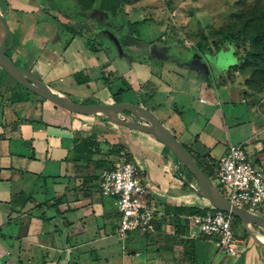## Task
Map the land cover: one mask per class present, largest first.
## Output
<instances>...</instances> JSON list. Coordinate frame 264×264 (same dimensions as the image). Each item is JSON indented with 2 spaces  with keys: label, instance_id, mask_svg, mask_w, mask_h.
<instances>
[{
  "label": "crops",
  "instance_id": "crops-1",
  "mask_svg": "<svg viewBox=\"0 0 264 264\" xmlns=\"http://www.w3.org/2000/svg\"><path fill=\"white\" fill-rule=\"evenodd\" d=\"M44 1L50 5L54 0H0V11L12 35L13 59L56 91L78 102L110 103L120 87L134 88L139 95L134 103L152 111L211 174L212 162L228 143L253 140L254 129L243 119L234 118L236 140L225 127L224 113H248L249 118L255 113L231 68L234 51L220 48L217 54L219 49L152 42L141 35L143 23L130 33L127 23L145 15L124 8L121 0L117 18L98 8L88 24L99 39L112 38L104 28H111L109 21L120 25L124 33L115 35L124 36L133 51L120 47L118 54L129 63L118 64L81 21L69 15L60 19V11L42 6ZM205 52L215 55L203 65ZM171 56L186 61L167 64ZM74 73L87 81L78 83ZM113 81L123 85L113 90ZM16 83L0 65V264H264V238L255 234L264 237V226H232L239 240L237 255L218 251L215 241L197 235L179 208L212 204L191 187L188 181L196 183L194 178L154 136L117 126L104 115L71 112L21 93ZM66 83L85 85L90 93L55 86ZM81 137L98 142L91 156L74 152L75 139ZM118 145L123 146L119 153ZM218 145L220 152L213 155ZM245 145L251 155L250 144ZM123 152L144 171L154 231L131 230L120 239L116 200L101 194L98 182L107 162L120 160ZM263 205L253 213L264 216Z\"/></svg>",
  "mask_w": 264,
  "mask_h": 264
},
{
  "label": "rangeland",
  "instance_id": "rangeland-1",
  "mask_svg": "<svg viewBox=\"0 0 264 264\" xmlns=\"http://www.w3.org/2000/svg\"><path fill=\"white\" fill-rule=\"evenodd\" d=\"M49 4L60 11L58 16L60 19L70 16L75 21H81L88 27L90 34L97 38L94 27L88 25L96 14L97 6L87 10L73 0H54ZM50 5L45 1L42 3V6L45 7ZM121 5L132 12L138 11L149 17L141 26L144 31L141 35L153 39L152 42L189 47H197L198 44H202L209 51L214 50L216 45H224L221 50L227 49L231 52L236 50L237 56L233 54L232 62L237 63L238 83L243 89L246 104L255 113H249L250 118L248 113H224L225 127L229 129L233 140H236L234 133L239 129L237 126L239 120L243 119L244 123H249L253 127L254 135L251 137L253 140L245 139L244 143L250 144L251 155L263 164H258V166L264 169V0H122ZM129 15L131 16V14ZM104 17L108 19L106 14ZM109 23L111 28H104L112 38L103 35L104 37L97 38V41L99 40L103 46L109 47L108 55L111 60L117 57L118 64L119 62L127 64L129 63L127 57L120 56L118 51L121 47L124 52L131 53L133 46L124 36L115 35L124 33L123 29L119 27L120 25H115L112 21ZM251 38L254 39L252 43ZM221 50L219 49L217 54ZM214 55V52L203 53V65L209 64ZM245 57H248L249 60H244ZM185 59L183 57L180 60L171 56L166 62L167 64L178 62L184 64ZM111 84L113 90H116L117 86L123 85L121 81H113ZM15 85L21 93L39 97L37 99L42 100L34 92L26 90L23 85L17 83ZM55 86L73 93L76 91L90 93L85 85L69 86L66 83ZM72 96L76 98L75 95ZM112 100L115 101L113 98ZM116 101L134 103L139 101V95L134 88H129L121 92ZM125 113L134 121L148 124L143 118L128 112ZM93 115L100 116L101 114ZM235 117L238 118V121L234 119ZM116 125L121 127L120 123H116ZM246 127L248 128V126ZM220 148L218 145L212 154H219ZM251 155L249 154V158L254 161ZM170 157L175 159L173 154ZM189 176L193 177L191 173ZM191 230L195 232L194 227Z\"/></svg>",
  "mask_w": 264,
  "mask_h": 264
},
{
  "label": "built area",
  "instance_id": "built-area-1",
  "mask_svg": "<svg viewBox=\"0 0 264 264\" xmlns=\"http://www.w3.org/2000/svg\"><path fill=\"white\" fill-rule=\"evenodd\" d=\"M143 174L133 160L120 159L100 175V193L116 200V234L120 239L131 230L154 231L153 209L147 200L149 186ZM212 175L218 189L233 205L257 212L264 204V169L249 158L244 142L228 143L224 154L212 162ZM188 183L197 191L196 183ZM185 218L196 228L198 236L215 241L218 251L238 254L239 240L232 227V214L208 205L200 212L187 213Z\"/></svg>",
  "mask_w": 264,
  "mask_h": 264
},
{
  "label": "water",
  "instance_id": "water-1",
  "mask_svg": "<svg viewBox=\"0 0 264 264\" xmlns=\"http://www.w3.org/2000/svg\"><path fill=\"white\" fill-rule=\"evenodd\" d=\"M73 1L83 6H88L91 2V0ZM109 3L110 0H99V9L103 11L110 9L114 13V8ZM11 45L12 35L5 15L0 11V65L15 81L38 96L68 111L79 114H101L114 119L126 127L151 134L170 150L184 170L187 169L192 174L198 187L196 192L199 195L205 197L214 207L238 217L243 225L256 224L264 226V216L233 205L221 193L184 145L169 128L163 125L152 111L139 104L130 102L86 103L75 101L68 95L53 89L48 83L31 73L28 69L16 64L6 54L7 49ZM125 112L145 119L148 124L134 121L130 116L125 117Z\"/></svg>",
  "mask_w": 264,
  "mask_h": 264
},
{
  "label": "trees",
  "instance_id": "trees-1",
  "mask_svg": "<svg viewBox=\"0 0 264 264\" xmlns=\"http://www.w3.org/2000/svg\"><path fill=\"white\" fill-rule=\"evenodd\" d=\"M121 0H110V5L111 7L114 8V13L109 9V10H105L111 17L117 18V16L119 15V4H120ZM98 7L99 8V0H91L90 5L88 6H84L86 9H93L94 7ZM49 19L54 22L57 26H62V24L58 21V19H56L53 16H50ZM147 19H149V17L145 16L143 17L141 20H136V21H132V22H128L127 26H128V30L130 31V33H135L138 32L140 25L146 21ZM9 40V39H8ZM251 43L253 42V38L250 39ZM8 42V41H7ZM88 45L91 46L92 49H94V45L93 43L89 42ZM224 46V45H223ZM223 46H218L216 45L214 47V50H218L220 48H222ZM198 48H200L201 51L205 50V46L202 44H198L197 46ZM10 49L11 47H9L6 51V54L16 63L18 64L12 57V55L10 54ZM234 54L237 56V52L234 49ZM244 60H249L248 57H245ZM231 68L233 69H237V63H234ZM74 76L76 77V80L78 83H84L87 80L86 79H79L80 74L79 73H74ZM101 78L104 79L105 82H108V75L105 74H101ZM18 83V82H17ZM19 84V83H18ZM25 88V87H24ZM26 90H28L27 88H25ZM125 90L124 88H119L117 89L113 94H112V98L116 101V98H118L121 94V92ZM44 99V98H42ZM86 103H94L93 101H83ZM56 105V104H54ZM58 107H60L59 105H56ZM62 108V107H61ZM185 146V145H184ZM185 148L189 151V149L185 146ZM123 149L122 145H118V147L116 148V152L119 153L120 150ZM73 150L76 153H81V154H86L87 156H91L95 151L98 150V142L95 139H91V138H86V137H81V138H77L75 139L74 145H73ZM120 159L122 160H132L131 155L129 154V152H123L122 154L119 155ZM194 160L198 163V165L204 170V172L213 180L214 177L212 176L211 172L208 171L202 164L201 162L197 159L196 156H193ZM176 159V158H175ZM101 161V160H100ZM113 165L112 161H108L107 164L105 165L106 168H110ZM188 175H189V171L186 170ZM192 175V174H191ZM179 210L185 212V213H194V212H200L202 210V208L200 207H195V206H188V207H180ZM239 219L236 216L232 215V226H234L235 224L239 223Z\"/></svg>",
  "mask_w": 264,
  "mask_h": 264
},
{
  "label": "bare ground",
  "instance_id": "bare-ground-1",
  "mask_svg": "<svg viewBox=\"0 0 264 264\" xmlns=\"http://www.w3.org/2000/svg\"><path fill=\"white\" fill-rule=\"evenodd\" d=\"M124 116H125V117H129V115H128L127 113H124ZM255 234L258 235V236L261 237V238H264V237H262L260 234H258V233H256V232H255Z\"/></svg>",
  "mask_w": 264,
  "mask_h": 264
},
{
  "label": "flooded vegetation",
  "instance_id": "flooded-vegetation-1",
  "mask_svg": "<svg viewBox=\"0 0 264 264\" xmlns=\"http://www.w3.org/2000/svg\"><path fill=\"white\" fill-rule=\"evenodd\" d=\"M87 10H91V9H87ZM109 15V14H108ZM110 16V15H109ZM111 17V16H110ZM113 18V17H112Z\"/></svg>",
  "mask_w": 264,
  "mask_h": 264
}]
</instances>
